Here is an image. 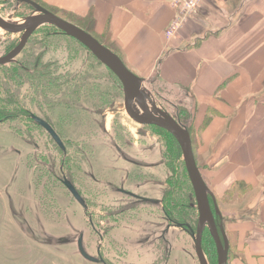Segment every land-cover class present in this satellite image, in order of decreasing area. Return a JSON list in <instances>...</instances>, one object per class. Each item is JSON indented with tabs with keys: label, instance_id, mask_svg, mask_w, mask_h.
Returning a JSON list of instances; mask_svg holds the SVG:
<instances>
[{
	"label": "crops",
	"instance_id": "0c3cea01",
	"mask_svg": "<svg viewBox=\"0 0 264 264\" xmlns=\"http://www.w3.org/2000/svg\"><path fill=\"white\" fill-rule=\"evenodd\" d=\"M34 1L118 55L187 126L229 264H264V0H202L174 36L168 0Z\"/></svg>",
	"mask_w": 264,
	"mask_h": 264
},
{
	"label": "flooded vegetation",
	"instance_id": "af4514ba",
	"mask_svg": "<svg viewBox=\"0 0 264 264\" xmlns=\"http://www.w3.org/2000/svg\"><path fill=\"white\" fill-rule=\"evenodd\" d=\"M34 32L13 60L0 64V67L7 68L6 74L16 80L17 86L19 82L23 83L24 73L31 72L36 89L40 87V73L44 75L47 72L43 79L47 81L44 87L62 88L63 95H66L62 105L57 108L52 106L53 110H81L89 116L84 124L85 144H76L73 138L59 131L57 123L49 116L47 118L34 111L38 108V91L31 109L24 105L23 99L16 97L14 101L12 96L0 95V126L7 125L11 133L25 144V157L34 159L31 163L28 159L25 162L33 175L34 190L39 195L34 216L41 208V201H45L44 197L51 201V214L58 215L56 209L63 207L69 210L63 195L66 193L78 203L83 218L87 220V234L85 230H79L74 237L67 231L68 226L75 230L69 215L63 214L64 223L57 222L55 225L63 226L64 232L53 236L44 228L45 243L56 246L73 243L79 255L78 246L81 245L99 264H120L121 259H129L121 264H167L172 249H177L179 244L192 259L184 240H191L193 248L192 234H195L198 224L196 200L191 183L190 186L183 185V179L180 180L186 169L185 166H178L173 159L175 146L167 143L168 132L156 126H139L136 127L138 142L128 138L119 128L120 116L126 115L123 112V97L120 100L121 83L115 74L100 61L80 66L43 63L41 68L40 53L35 55L26 51ZM55 33L64 34L60 30ZM9 42L16 44L0 53V57L11 51L20 42V37ZM106 68L113 73L112 76ZM37 118L52 127L60 143ZM41 129L50 137L49 146L39 144ZM151 133L161 136L164 142H153L149 138ZM99 147L104 149V161L95 176L92 171L93 152ZM17 152L22 155L21 151ZM65 180L73 185L82 203L66 186ZM56 185L65 192H56ZM209 203L218 224L221 220L214 213L210 196ZM206 231L210 234L206 227L202 232L201 246ZM32 237H35L34 233Z\"/></svg>",
	"mask_w": 264,
	"mask_h": 264
},
{
	"label": "rangeland",
	"instance_id": "374dc122",
	"mask_svg": "<svg viewBox=\"0 0 264 264\" xmlns=\"http://www.w3.org/2000/svg\"><path fill=\"white\" fill-rule=\"evenodd\" d=\"M32 12L33 8L22 0H0V15L9 20L18 22ZM59 14L62 18L66 19L63 13L59 12ZM58 30L53 25L47 24L39 27L31 36L30 42L26 47L28 54L34 53L36 55V52L40 53L41 68L43 63H69L78 64L79 66L80 64L100 63L77 40L64 34H56L55 32ZM18 37H20L18 34H10L0 29V53L5 49L12 48L16 42L11 43L9 41ZM23 58L26 59V55H23ZM106 70L111 75L112 72L107 68ZM6 71L7 68L0 67V95L12 96L14 101L16 97L17 99H23L24 105L31 109L32 101L36 99L35 95L38 91V108L34 111L38 112L41 116L50 117V119L57 123L59 131L66 134L67 137L73 138L76 144H85L84 133L86 129L84 124L89 119V116L81 112V110L73 109L70 112L53 110L52 106L57 108L62 105L61 101H63L66 95H63L64 91L62 88L51 87L48 89L44 87L47 81L43 79L46 78L47 72L44 75L40 73V87L36 89L33 86L34 77L31 72L24 73L23 83L19 82L17 86L16 80L9 78ZM120 96L121 100L123 97L122 92ZM58 111L61 113H58ZM134 125L127 116L123 114L120 116V130L123 129L128 138L138 142L139 135L137 128L139 126ZM150 136L152 138H149L153 142L155 140L159 143L164 142L161 136L156 137L152 133ZM153 136L156 138L154 139ZM162 137L165 136L162 135ZM49 138L41 129L39 132V144L49 146L51 142ZM166 139L167 143L170 144L169 138L166 137ZM17 150L21 151L22 155H19ZM25 151L26 147L22 140L12 134L7 125L5 127L0 126V264H99L94 261L85 260L77 253L76 245L73 243L58 244L57 246L45 243L47 241L43 232L44 228L53 234V236H60L64 232L63 226L55 225L57 222L64 223L63 214L67 213L69 215L71 226L75 230L73 231L68 226L67 231L71 235H74V237L79 230H85L87 234V220L85 217V219L83 218L78 203L66 193L63 195L66 197V206L69 210H64L63 205H61L62 209H56L58 215L51 214V201L44 197L45 201H41L43 202L41 208L34 216L37 202H39V195L36 194L35 188L32 185V172L25 165L26 159L30 163L34 159L26 158ZM103 152L104 149L101 147L95 148L93 152L92 171L95 176L102 166ZM173 159L177 162L178 166H184L182 154L178 155L174 153ZM181 179H183V185L188 186L189 184L190 186L186 171L181 175ZM56 188V192L58 193L62 194L65 192L59 185H56ZM95 219L96 217L94 216V222ZM32 233L35 234L36 238L32 237ZM184 241V246L188 253L192 255V259L181 249L179 244L176 245L177 249H172L167 264H199L192 248L191 240L185 239ZM211 246L204 242L203 251L209 264H217V257L213 261V255L211 256L213 249ZM89 252L91 253L92 251L89 249ZM123 260L129 259H121L119 263H123Z\"/></svg>",
	"mask_w": 264,
	"mask_h": 264
},
{
	"label": "water",
	"instance_id": "95a60500",
	"mask_svg": "<svg viewBox=\"0 0 264 264\" xmlns=\"http://www.w3.org/2000/svg\"><path fill=\"white\" fill-rule=\"evenodd\" d=\"M33 8V12L18 22L10 21L0 15V29L10 34H18L20 42L6 55L0 57V64H5L13 60L20 52L27 41V38L43 25H53L61 32L76 39L95 58L109 68L121 83L123 92V112L137 126H156L169 132L177 141L189 181L194 191L196 208L198 211V224L195 234H192L194 241L193 249L199 264H209L201 246L203 230L207 227L212 236L217 253V264H229L228 250L229 243L224 230L220 210L215 201V197L205 184L200 170L197 166L190 133L187 126L180 123L169 112L157 104L156 98L151 90L145 87L142 79L132 73L124 65L118 55L100 43L90 33L77 25L61 18L49 11L34 0H22ZM39 123L47 129L51 136L60 143L52 127L44 120L37 118ZM66 186L74 194L76 199L82 203V199L74 189L73 185L65 180ZM209 196L212 199L214 213L220 217L217 224L212 208L209 203ZM79 253L89 259L96 261L95 257L89 255L84 248L78 246Z\"/></svg>",
	"mask_w": 264,
	"mask_h": 264
},
{
	"label": "built area",
	"instance_id": "2783aa9c",
	"mask_svg": "<svg viewBox=\"0 0 264 264\" xmlns=\"http://www.w3.org/2000/svg\"><path fill=\"white\" fill-rule=\"evenodd\" d=\"M170 6L175 10V18L166 30L167 36H174L189 15L195 11L202 0H168Z\"/></svg>",
	"mask_w": 264,
	"mask_h": 264
},
{
	"label": "trees",
	"instance_id": "16d2710c",
	"mask_svg": "<svg viewBox=\"0 0 264 264\" xmlns=\"http://www.w3.org/2000/svg\"><path fill=\"white\" fill-rule=\"evenodd\" d=\"M74 39V38H73ZM76 40V39H75ZM80 43V42H79ZM81 44V43H80ZM82 45V44H81ZM84 46V45H82ZM85 47V46H84ZM86 48V47H85ZM114 76V75H113ZM115 77V76H114ZM115 79L117 80V78L115 77ZM118 81V80H117ZM119 83V81H118ZM120 84V83H119ZM158 128V127H157ZM169 140L171 141V144L174 145L176 147V149L173 150V147H172V150L173 152L175 151L176 154L180 155L181 154V151L179 149V145H177L178 143H176V140L174 139V137L169 134V133H166ZM222 218V216H221ZM222 221H223V225H224V219L222 218ZM204 242L209 244V245H212L211 247L214 249V253H213V249H212V252H211V256L213 255V261L214 259H216L217 257V253H216V246H215V243L212 239V236L208 233V231H206V234L204 235L203 237V241H202V248L204 249ZM230 252V250H228Z\"/></svg>",
	"mask_w": 264,
	"mask_h": 264
},
{
	"label": "bare ground",
	"instance_id": "6f19581e",
	"mask_svg": "<svg viewBox=\"0 0 264 264\" xmlns=\"http://www.w3.org/2000/svg\"><path fill=\"white\" fill-rule=\"evenodd\" d=\"M5 19H7V18H5ZM9 20V19H8ZM10 21H12V20H10ZM15 22V21H14Z\"/></svg>",
	"mask_w": 264,
	"mask_h": 264
}]
</instances>
